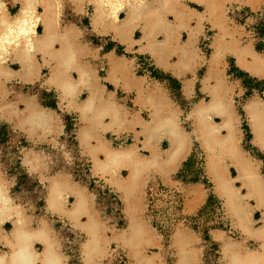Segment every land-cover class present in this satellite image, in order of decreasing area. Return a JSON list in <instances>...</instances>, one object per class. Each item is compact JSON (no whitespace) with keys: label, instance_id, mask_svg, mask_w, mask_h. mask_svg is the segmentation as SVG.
I'll return each instance as SVG.
<instances>
[{"label":"bare ground","instance_id":"6f19581e","mask_svg":"<svg viewBox=\"0 0 264 264\" xmlns=\"http://www.w3.org/2000/svg\"><path fill=\"white\" fill-rule=\"evenodd\" d=\"M13 1L19 4V9L15 14H10L4 1L0 0V119L7 120L32 142L41 141L47 135L61 134V125L55 113L38 105L32 96L18 94L14 100H9L11 92L7 82L11 78L16 77L24 83H33L39 79L42 67L47 66L50 73L45 82L57 89L63 104L76 109L79 114L82 126L77 137L82 153L92 164V173L103 177L116 189L124 204L123 213L128 222L127 227L122 230L109 227L94 209L93 194L88 193L86 188L75 180H71L69 175L61 173L51 175L46 181L47 209L51 213L66 217L74 227H79L86 234L87 240L81 246L84 264H104L105 260L99 258L104 251L106 230L128 248L136 264H149L143 247L152 234L139 213L141 202L146 196L149 171L173 170L191 148L188 142L184 141L189 137L188 134L175 123L174 109H166L168 105L164 99H155L151 95L153 91L160 89L158 83L147 84L145 78L135 75L132 59L109 56L108 78L115 84L122 80L124 88L135 89V102L151 108L149 118L146 120L140 112L130 115L112 92L102 96L93 79L94 74L81 60L86 54V47L79 42L80 32L73 26H66L62 30L59 28V0ZM71 1L77 13L82 12L85 4L89 2L96 12L92 18L94 29L99 33L111 31L115 39L128 48L135 42L133 35L135 27L138 26L144 43L141 51L150 54L158 66L168 68L167 60L173 53L179 55L176 60L178 65H186L199 59L195 34L189 33L185 41L181 40L179 28L189 25L188 16L185 14L187 12H175L174 22L165 14L167 10L176 8L175 0ZM207 4V12L216 24L219 23V26L223 27L229 21L240 31L241 36L246 35L244 27L229 19L226 9V15L221 13L219 19L214 15V3L210 0ZM119 12H125L123 19ZM39 28H42L41 33L38 32ZM222 36L220 34L212 37V48L216 47L212 52V59L218 58L220 54L219 44L224 42L221 41ZM246 44L252 53V61L245 62L244 56L237 51L238 61L253 75H260L264 68V55L252 50L251 41ZM72 71H77V80L72 79ZM85 85L89 86L87 99L76 100L77 90ZM244 109L253 141L258 148L264 150V102L256 96L246 102ZM215 112L222 115L219 127L226 129V135H218V125L211 118ZM235 114L227 98L223 95H213L209 103L194 107L190 116L195 119L197 137L202 141L207 175L215 186L216 195L223 200L232 226L260 241L261 249L256 252L225 236L221 231H216L219 234L217 236L224 239L221 248L222 260L224 258L226 264H264V210L260 217L263 220L260 227H251V206L247 204V199L253 198L258 207L264 206V180L260 177L255 160L234 143V129L238 121ZM133 127L136 128L135 141L131 144L115 147L104 136L107 129H115L118 134L120 130ZM162 135L170 139L165 150L158 144ZM54 136L51 142L56 144ZM22 155L24 165L31 172L46 170L45 158L38 151L28 149L24 150ZM228 164L233 165L237 179L229 175ZM122 169H126V176L121 174ZM162 175L166 176L163 177L164 182H172L167 173ZM235 181L241 184L245 193L237 189ZM8 187L9 182L0 172V220L11 217L13 224L10 233L1 235L8 251L0 253V264H35L37 260L41 264H64V253L59 249L58 240L53 236L47 222L43 219L38 228H32L24 214V208L15 204L9 196ZM187 194L189 202L191 192ZM205 194L203 190L197 201L200 202V198ZM69 196L74 200L71 206L67 205ZM192 196L194 202L195 197ZM189 234L188 230L177 228L172 236L179 255L177 264H188V257L191 256ZM35 239L41 240L42 243V249L38 253L33 249Z\"/></svg>","mask_w":264,"mask_h":264},{"label":"rangeland","instance_id":"374dc122","mask_svg":"<svg viewBox=\"0 0 264 264\" xmlns=\"http://www.w3.org/2000/svg\"><path fill=\"white\" fill-rule=\"evenodd\" d=\"M6 4L12 14H15L19 9V5L12 0H6ZM228 6L226 7V13L229 19L236 25L244 27L246 41L243 40V42L247 43L251 41V45H254L259 53L264 54V32L258 30L264 23V8L255 11L243 8L241 10L242 14L238 18H234L231 17V11L228 12ZM84 10V13L75 14L70 1L61 0V26L74 23L82 32V41L89 42L90 45L104 46L105 49L99 50V53L100 51L103 53L107 52L110 48L116 47L113 50L122 57L108 54V58L109 56H114L116 58L132 59L135 75L145 78L147 84L150 83L149 81L164 80L168 77V75H165L163 72H160L161 70L156 68L153 59L148 54L141 52L144 43L142 42V34L138 26L135 27L133 35L135 42L131 48H128L125 44L115 43V37L112 32L105 35L93 32L90 26V14L94 15L96 12L89 2L85 4ZM124 14L125 12H119L121 19L125 17ZM181 40L185 41L183 40V35ZM211 40V33L205 31L197 45L199 59L211 57L214 51ZM108 43L109 45L107 46ZM94 61L93 64L98 67L99 72L102 74L101 77L104 78L106 74H104V71H101V68L103 66L105 68V59L98 57V60ZM108 63L110 64L109 61ZM47 76L48 71L46 70L42 73L41 80ZM247 81L250 82V78ZM7 86L11 92L9 100H14L18 96L17 92L31 94L39 102H42L44 106L54 109L58 116H62V113L56 109L57 99L54 92H47L48 94L40 96L42 91L41 81L25 85L19 80L11 79L7 82ZM109 87L112 88L110 85ZM263 95L264 81L256 78H253L251 86L247 85L246 88H242L240 92L236 93L234 98L235 104L240 112L243 125H246L248 121L243 111L246 102L251 98H255L256 96L262 97ZM118 98L123 100L127 106H134L131 94L119 90ZM189 106L187 108L184 107V110H188ZM65 122L66 128L63 134L57 138L58 143L54 145L51 142L39 140L33 143L22 131L14 129L12 124L10 126L5 121H0V127L2 128L0 133V159L4 163L5 174L10 177L13 183L12 190L17 199L24 201L26 205L36 204V215L46 217L54 226L61 241L62 252L66 259H68L67 264H82L81 244L84 242V235L78 232L64 217L46 211L44 200L45 184L40 182L37 176H31L28 173L27 167L22 162L23 151L32 149L42 152L53 171L60 170L71 174L76 182L94 193L96 205L108 222L109 227H113L112 225H114L118 229H123L127 226V218L122 211L119 194L108 186L104 180L93 176L90 161L80 152L76 135L80 124L78 116L74 113L68 114ZM245 134H247V130H245ZM108 138L112 140L115 147L133 142L130 134H123L120 137L109 135ZM247 140H249L248 135H246L245 140L248 143ZM244 148L248 152H246L247 155L250 154L256 159H264V155L250 144L244 145ZM262 171L264 173V167ZM170 179L172 181L170 183H165L159 178H151L148 182L144 199L145 219L156 234L162 237L165 247L169 245L177 228H184L196 234L199 238L201 249L200 264H225L222 260L220 243L214 239L213 233L215 231H223L225 235L234 240H241L242 235L232 226L231 219L225 212L223 200L215 194L214 185L206 172L205 153L200 145L192 146L190 155ZM194 186L202 188L206 193L207 199L199 209L189 211L187 208V192ZM243 193H245V190ZM71 204L67 202V205ZM168 258L170 260L171 256H168ZM105 263L131 264L126 252L116 245H111Z\"/></svg>","mask_w":264,"mask_h":264},{"label":"crops","instance_id":"0c3cea01","mask_svg":"<svg viewBox=\"0 0 264 264\" xmlns=\"http://www.w3.org/2000/svg\"><path fill=\"white\" fill-rule=\"evenodd\" d=\"M3 1L5 3L7 10L10 12V10L7 7L6 0H3ZM69 1H70L71 5L73 6L74 12H76L74 4L72 3L71 0H69ZM208 1H210V0H175V2L177 3V5H175L176 8L173 10L169 9L165 12L167 18H169L171 20V22L175 21V12H183V13L187 12L185 14L188 16L189 25H186L184 27L179 28L180 33L183 35V40L187 39V37H188L187 35L189 33H194L195 34L194 38L196 41L195 45H198L199 39L201 38L202 34L206 31L207 33H211L212 37H214L216 35H220V34L223 35L222 36L223 38H221V41H224V42L222 43V45L219 44V46H221L220 54H219L218 58H215V59H212L209 56L208 58L197 59L196 61L192 60L186 65L185 64L178 65L176 63V60H177L179 55H178V53H173L169 56V58L167 60V64L169 65L168 68L158 66L154 62L156 68L161 70L160 72H163L165 75H168V77L165 78L164 80L149 81L150 84H153V82L158 83V85L160 87V89H156V91H153L151 95L155 99H156V97H160V98L164 99L168 105L166 107V109L167 108L168 109L169 108L174 109L173 114L175 116V123L177 125H180L181 128L183 129V131H185L188 134L189 137L184 139V141L188 142V144L190 145L191 148H190L189 152L187 153V155L177 163V166L173 170L168 171L169 173L166 171L160 172L159 170H150L149 171V175H150L149 181L151 180V178H159L163 181V177H166V176L165 175L163 176L162 173H167V176H169V178L172 177V175L178 170L179 166L190 155L193 145H200V147L202 149L201 138L199 140V138L197 137L196 130H195V119L193 116H190V113L194 107L209 103L213 95H223L224 98H227L230 102V105H231L233 112L237 114V117H238L237 120L238 121L236 122L235 129H234L235 135H236V138L234 139V143H236V145L239 147V149H242L246 153L247 151L244 148V145L250 144L251 146L256 148V150H258L262 155H264V150H262L260 147L258 148V146L255 145V143L253 141V134L251 131V127L249 125V121H247L246 125H243L242 118L240 116V112L238 111V109L236 107L235 99H234L236 93L240 92L242 90V88H246L247 85H250V86L252 85L253 78L264 81V68H262V70H261L262 73L260 75H253L251 73V71H249L247 68L240 65V63L238 61L237 54H236L237 51H240L239 53H241L242 56H244L245 62L250 63L252 61V53L248 49L247 44L245 42H243V40H245V37H244L245 35L241 36L240 31L236 30V28H234L229 23V21H228V24L226 22L225 26H223V27L219 26V23L216 24L215 21H213L211 19L210 13L207 12L206 8L208 7V4H207ZM211 1L214 3V6H213L215 9L214 15L217 16L219 19L221 18V13H224V16L226 15L225 9L228 5H229L228 6V12L231 11V14H232L231 17H234V18H238L240 16V14H242L241 10L243 8H245V9L248 8L252 11H255L258 9L261 10L260 8H262V9L264 8V0H261L260 3L255 2L253 0H211ZM59 2H60V12H61V0H59ZM14 3H16V2H14ZM60 12H59V16H60ZM84 12H85V10L83 9L82 12H80V13H84ZM80 13L76 12V14H80ZM10 14H12V13L10 12ZM199 14H200V21H199ZM59 16H58V22H59V28L61 30L66 26H73L76 30H78L80 32V35H82L81 30L79 28H77V26L74 23L61 26ZM92 16H93V14H90V21H91L90 26L92 27L93 32H95L96 34H101L98 31H96L94 29V27L92 26V18H93ZM219 22H220V20H219ZM190 28L193 29V32H191ZM39 29H38V32L41 33L42 28H39ZM258 30L261 32H264V23L260 26V28ZM109 32H111V31H107L106 33H109ZM101 35H105V34H101ZM79 42H80V40H79ZM114 42L116 43L118 41L115 40ZM118 43L122 44L120 42H118ZM80 44L82 46L86 47V54H84V56L81 57V60L83 62H85V64L89 68V70L94 74V75H92L93 79L95 81L96 86H98L100 88V93L102 94V96L105 97L109 92L114 93L115 99L120 104L123 105V107L127 110V112L130 113V115H133V114L140 112L143 114L142 116L147 120L149 118V113L151 112V108L146 106V104L139 105L135 102V98L137 96V91L135 89L124 88L122 80H119L117 82V84H115L114 82H112L108 78L109 74H108V76L105 75L104 78L101 77V74L98 73L99 71L97 72L98 67H96V65L93 64V61L98 60V57H100V58L105 59V62L107 65L108 64V54H115V55L119 56V54H117L115 52V50H113L116 47L110 48L109 51H107V52L103 53L100 51V53H99V50L105 49L104 46H102V45L96 46L94 44L90 45L89 42H85V43L80 42ZM246 48L248 51L246 50ZM215 49H216V47L214 46L213 50H215ZM253 49H254V51L258 52L255 49L254 45H252V50ZM141 52H143V51H141ZM143 53H146V52H143ZM146 54H148V53H146ZM148 55L150 56V54H148ZM119 57H122V56H119ZM117 59H119V58H117ZM40 62L42 64L41 57H40ZM42 68L43 69L40 73L39 79L34 81L33 83H24L20 80L19 81L25 85L35 84V82L41 81L42 82V87H41L42 91H41L40 96H43V94H48L47 92H54L56 94V99H57L56 109L62 113V116H58V114L56 113V111L54 109L44 106V104H42V102H39V100L36 99V97L34 95H31V94H23V95L32 96L38 105H40L44 109L46 108V109L55 113V115L57 116V119L59 120V124L61 125V129H62L61 134L58 135V137L55 135L56 144H57L58 143L57 138H59L63 134L64 129L66 128L65 118H67V115L74 113L78 116V119H79V114L77 113L76 109L68 108L65 104H63L60 101V95H59V92L57 91V89L45 82V80L47 79V77L49 76V73H50L49 68L47 66H43ZM46 70L48 71V76L41 80L42 73ZM73 72L77 73V71H72L71 76L73 75ZM249 78L251 80L250 82L247 81V79H249ZM11 79L18 80L16 77H13ZM72 79L77 80L78 76L77 77L72 76ZM109 85L112 88H110ZM143 87H145V86H143ZM119 90L123 91L124 93L132 95V100H133V105H134L133 107L127 106L123 100L118 98ZM22 93L23 92H17V94H22ZM88 94H89V86H87V85H85L83 87L81 86V88L77 90L75 98L78 101H83V100L87 99ZM82 97H84V98H82ZM260 98L264 102V95ZM187 106H189L188 110L187 109L184 110V107L187 108ZM243 111L246 114V111L244 108H243ZM246 116H247V114H246ZM221 117H222V115L219 112L218 113L215 112L211 116L213 122L218 125V128H217L218 129V135L222 136V135H226L227 131L225 128L219 127V125L221 124ZM105 119H107V118H105ZM247 120H248V118H247ZM0 121H5L7 124H9L11 126V123H9L7 120L2 119ZM79 121H80V119H79ZM176 124H174V125H176ZM81 126H82V123L80 122L79 128L76 132L77 136H78V131L80 130ZM12 127L14 129H16V127H14L13 125H12ZM16 130H18V129H16ZM135 130H136V128H134V127L128 128L125 130H120L119 133L116 134L115 129H107L104 133V136L107 140L111 141V144L114 146L112 140H110L108 138L109 135H114V136L116 135L117 137H120L123 134H130L132 136L133 142H134L135 141V139H134ZM245 130H247V134H245ZM1 131H2V128L0 127V133H1ZM246 135H248V138H249V140H247L248 143L245 141ZM53 136L54 135H47L46 138L41 140V141L51 142L50 138H52ZM139 138L142 140L141 136ZM169 140L170 139L165 135L160 136L158 139V144H159L160 148H163L165 150L169 145ZM77 141H78V137H77ZM56 144H54V145H56ZM78 147L80 148V152L82 153L79 141H78ZM39 153H41L45 158L44 160H45L46 170H43L42 172H31L29 170V168L27 166L26 167H27L28 173L31 176H37V178H39V181L45 184V196H44L45 197V199H44L45 200V209L47 212H49V210L47 209L48 207H47V202H46V198H47L46 197L47 196L46 181H47V179L49 177H52L51 175H53L55 173L56 174L57 173L66 174V175H69L71 180H74V179H72L73 177L71 176V174H69L67 172L60 171V170L53 171L51 169L45 155L40 151H39ZM83 155H85V154H83ZM248 155H250V154H248ZM251 157L253 159H255V163L257 164L260 177L262 180H264V173L262 171V169L264 167V159H256L253 156H251ZM88 160H89V158H88ZM22 162H23V157H22ZM91 166H92V164H91ZM232 166L233 165L229 164L228 173L233 179H237L236 170ZM4 169H5L4 163L0 159V172H1L2 176L9 182L8 194L13 199V202L24 208V214L26 215L27 220H28V222L32 228H38L41 225V222L43 219L47 222V225L49 226L51 232L53 233V236L58 240L59 249L62 252L61 241H60L58 234L56 233V231L54 229V226L50 223V221L46 217H44V216L41 217V216L36 215V213H35V209L37 208L36 204L26 205L24 203V201H20L17 199V196L14 194V192L12 190L13 183H12L10 177H8L5 174ZM91 172H92V169H91ZM121 174L123 176H126L127 175L126 169H122ZM42 176L44 177V179H42ZM93 176L96 178L104 180L103 177L101 178V177H98L94 174H93ZM165 183H167V182H165ZM168 183H170V182H168ZM106 184H108V183L106 182ZM79 185L82 187H85L81 184H79ZM234 185H236L237 189L241 193H243L244 190H243V187L240 186L241 184H239L237 181H235ZM108 186L111 187V185H109V184H108ZM85 188H86L88 193L93 194V196H94L93 202L95 204L94 209L95 208L98 209L96 202H95V194L90 192L87 187H85ZM114 190L116 191V189H114ZM202 191H203L202 188H200L198 186H194L191 189H189L188 192H191V194L189 195L190 200H189L188 205H187V208L189 211L197 210L200 208V206H202L205 203V201L207 199L206 194L204 197L202 196V198H200V202L197 201V198L200 196V193ZM192 195H194V197H195L194 202L192 201V197H193ZM72 199H73L72 196L68 197V199H67L68 204L72 203V201H73ZM119 199H120V196H119ZM121 203H122V211H123L124 204L122 201H121ZM247 204L251 206L250 207L251 227H254V228L260 227V225L263 221L262 218H260V217H261L262 211L264 210V206L261 205L260 207H258L255 204L253 198H248ZM69 206H71V205H69ZM139 210H140V212H139L140 217L148 224V226L150 228V232L152 234L150 240H148L146 242L145 246L143 247V252L147 256L148 263L149 264H177V262L179 260V255L176 251L177 248L175 249V246L173 244V238H171L169 245H167L165 247V243L163 242L162 237H160L159 235L156 234V232L152 229L149 222L145 219V216H144V211H145L144 199L141 202V207ZM49 213H51V212H49ZM51 214H54V213H51ZM54 215H57V214H54ZM57 216L64 217L61 215H57ZM64 218L67 219L66 217H64ZM67 220L69 221V219H67ZM103 221H105V220H103ZM69 222L73 226L71 221H69ZM12 227H13V224H12V218L11 217H6L5 219L0 220V253H6L8 251V247L6 246L5 241L3 239H1V235L3 233H10L12 230ZM74 228L78 232H80L84 235V237H85L84 241H86L87 240L86 234L83 233V231L81 229H79V227H74ZM113 228H115L116 230H122V229H118L116 226H113ZM125 228H123V229H125ZM235 229H237V228H235ZM237 230L241 233L242 239L241 240H234L233 239L234 241L241 242L242 244H244L245 246L249 247L251 250H254L256 252L260 251L261 246L259 244V242H260L259 239L255 238V237H251L249 235H245L240 229H237ZM215 232L213 233L214 239L218 243H220V248H222V243H223L224 239H221L219 236H217L219 234L217 232L216 233ZM221 232L224 234L223 231H221ZM106 235H107V239L104 243V251H102L99 259H102V261L105 260V262H106L108 255H109V250H110L111 245H116L126 252L131 264H136V262L134 261V257L130 255L127 247H125L123 244L118 242L117 239L115 237H113L112 233H110L109 230H106ZM225 236H227V235H225ZM188 245H189V248H191V251H190L191 256L188 257L187 263L188 264H200L201 249H200V245H199V238L197 237L196 234L190 232V234L188 236ZM81 246H82V244H81ZM33 249L37 253L41 251V249H42L41 240H39V239L34 240ZM168 256H171L170 260H169ZM81 258H82V255H81ZM167 258H168V260H167ZM67 261H68V259H66V261H64L63 263L67 264ZM105 262L103 261L104 264H107ZM223 262L225 263L224 258H223ZM81 263L84 264L83 261ZM35 264H41V263L39 260H37Z\"/></svg>","mask_w":264,"mask_h":264},{"label":"flooded vegetation","instance_id":"af4514ba","mask_svg":"<svg viewBox=\"0 0 264 264\" xmlns=\"http://www.w3.org/2000/svg\"><path fill=\"white\" fill-rule=\"evenodd\" d=\"M75 14H76V12H75ZM59 19H60V16H59ZM101 34H107V33H101ZM113 34V33H112ZM115 39V38H114ZM80 42L81 43H85V42H83L82 41V35H81V37H80ZM116 41H118V42H120L118 39H115ZM121 43V42H120ZM109 45V43L107 44V46ZM117 56V55H116ZM101 59V58H100ZM93 68V67H92ZM94 69V68H93ZM102 70L101 71H104L105 73L104 74H106L107 76H108V74H109V69H110V64L108 63L106 66H105V68H104V66L101 68ZM97 70V69H96ZM99 70H97V72H98ZM99 74H101L100 72H98ZM102 75V74H101ZM72 76H74V77H77L78 76V73H76V72H73V75ZM109 89V88H108ZM82 98H84V97H82ZM95 202H96V200H95ZM95 205V204H94ZM96 209V211L99 213V215L101 216V218L103 219V220H105V218L102 216V214L100 213V210L99 209H97V208H95ZM106 221V220H105ZM107 222V221H106ZM108 223V222H107ZM112 225V224H111ZM112 226H114V225H112Z\"/></svg>","mask_w":264,"mask_h":264},{"label":"built area","instance_id":"2783aa9c","mask_svg":"<svg viewBox=\"0 0 264 264\" xmlns=\"http://www.w3.org/2000/svg\"><path fill=\"white\" fill-rule=\"evenodd\" d=\"M122 259V258H121Z\"/></svg>","mask_w":264,"mask_h":264},{"label":"water","instance_id":"95a60500","mask_svg":"<svg viewBox=\"0 0 264 264\" xmlns=\"http://www.w3.org/2000/svg\"><path fill=\"white\" fill-rule=\"evenodd\" d=\"M215 190V189H214Z\"/></svg>","mask_w":264,"mask_h":264}]
</instances>
